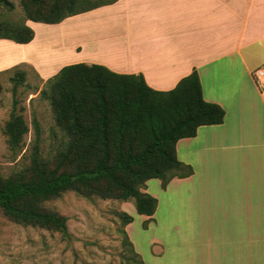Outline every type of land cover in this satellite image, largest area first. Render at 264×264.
Segmentation results:
<instances>
[{
	"label": "crops",
	"instance_id": "0c3cea01",
	"mask_svg": "<svg viewBox=\"0 0 264 264\" xmlns=\"http://www.w3.org/2000/svg\"><path fill=\"white\" fill-rule=\"evenodd\" d=\"M27 24L35 39L24 49L40 29L57 27ZM59 25V45L81 50L54 72L36 62L46 80L84 63L170 91L198 71L204 99L226 115L177 143L193 168L166 189L175 197L177 264H264V90L255 78L264 67V0H119Z\"/></svg>",
	"mask_w": 264,
	"mask_h": 264
},
{
	"label": "trees",
	"instance_id": "16d2710c",
	"mask_svg": "<svg viewBox=\"0 0 264 264\" xmlns=\"http://www.w3.org/2000/svg\"><path fill=\"white\" fill-rule=\"evenodd\" d=\"M118 1L21 0L24 21H0V40L29 44L35 30L28 21L56 25ZM45 85L41 93L50 101L66 141L51 157H43L35 120L29 163L9 177H0V210L16 224L64 234L68 219L45 204L68 192L134 201L137 212L150 221L159 202L143 192L147 183L159 179L167 189L175 178L191 176L193 168L179 160L177 143L195 137L200 127L222 124L226 115L220 105L204 99L197 70L173 90L157 91L143 75L79 63L63 67ZM29 132L23 114L14 109L4 127L14 154L23 149ZM121 217L124 226L134 221L126 212ZM122 233L132 260L143 264L126 230Z\"/></svg>",
	"mask_w": 264,
	"mask_h": 264
},
{
	"label": "rangeland",
	"instance_id": "374dc122",
	"mask_svg": "<svg viewBox=\"0 0 264 264\" xmlns=\"http://www.w3.org/2000/svg\"><path fill=\"white\" fill-rule=\"evenodd\" d=\"M24 19L21 0H0V21L22 23ZM36 24L45 28L57 27L40 29L36 42L28 49L22 47L26 44L0 40V177H9L29 163V153L36 140L35 120L41 130L43 157H51L66 141L64 132L57 125L50 101L41 93L46 88L47 80L36 62L48 69L43 70L44 74L50 70L54 72V68L64 63L62 59L70 56L72 49L79 52L81 47L79 43L72 48L59 45L57 51L60 52H55L56 57H53L57 59L51 62V50L56 47H47L48 54L44 57L43 48L52 43L58 35L56 32L64 39V27L59 24ZM74 25L75 21L68 23L73 31ZM49 30H52V36L53 33L56 36L52 38L51 34L47 35ZM60 37L58 35L56 39ZM60 55L62 57L59 58ZM47 56L51 59L48 63L44 61L48 59ZM26 58L31 60H22ZM14 109L23 114L30 129L23 149L17 154L10 150L4 135V127ZM147 184L150 194L157 195L155 198L160 203L150 221L149 217L137 212L134 201L87 198L75 192L65 193L45 204L47 209L68 219L66 234L16 224L0 210V264H135L133 255L125 245L124 230H128V236L143 264H177L174 191L163 189L159 179L150 180ZM123 212L134 218L129 227L124 226Z\"/></svg>",
	"mask_w": 264,
	"mask_h": 264
},
{
	"label": "bare ground",
	"instance_id": "6f19581e",
	"mask_svg": "<svg viewBox=\"0 0 264 264\" xmlns=\"http://www.w3.org/2000/svg\"><path fill=\"white\" fill-rule=\"evenodd\" d=\"M56 33H57V34L59 35V37H60V34H59L58 32H56ZM58 35H57V36H58ZM51 36H52V34H51ZM53 36H56V34L53 33ZM53 36H52V38H53ZM57 36L54 38V40L52 39V40H53L52 43H49V45L46 44V46H44V48H43V52H42V56L45 55V54H46V55L48 54V53H47V49H46L47 47H50V48L56 47L55 50H54V49L51 50V51H52V53H51L52 56H50L51 59H52L53 57H56V56H55L56 53L60 52L59 50L57 51V49H58L57 46H59V42H60V39H58L59 41H58V44H57V39H56ZM50 38H51V37H50ZM60 38H62V37H60ZM54 41H55V43H54ZM51 44H54V46H50ZM55 44H57V45H55ZM47 45H48V46H47ZM50 48H48V52L50 51ZM45 49H46V52H44ZM55 52H56V53H55ZM53 53H55V54H53ZM48 56H49V55H48ZM48 56H47L46 58H48ZM43 57H44V56H43ZM50 57H49V58H50ZM49 58H48V59H49ZM48 59H47V60L44 59V61H47V63L50 62L51 59H49V61H48ZM55 59H57V58H53L51 62H53V60H55Z\"/></svg>",
	"mask_w": 264,
	"mask_h": 264
},
{
	"label": "built area",
	"instance_id": "2783aa9c",
	"mask_svg": "<svg viewBox=\"0 0 264 264\" xmlns=\"http://www.w3.org/2000/svg\"><path fill=\"white\" fill-rule=\"evenodd\" d=\"M255 78L259 83L260 87L264 90V67L256 70Z\"/></svg>",
	"mask_w": 264,
	"mask_h": 264
}]
</instances>
